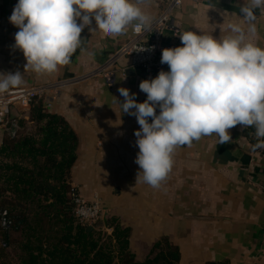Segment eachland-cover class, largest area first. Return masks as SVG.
Masks as SVG:
<instances>
[{
  "label": "crops",
  "instance_id": "1",
  "mask_svg": "<svg viewBox=\"0 0 264 264\" xmlns=\"http://www.w3.org/2000/svg\"><path fill=\"white\" fill-rule=\"evenodd\" d=\"M182 1L173 16L176 34L168 36L171 48L182 46L178 34L183 31L219 38L229 34V23H244L238 15L245 0ZM17 3L0 0V73L19 71L22 86L74 79L44 98L47 109L63 116L78 136L71 183L86 199L99 197L107 215L130 227L129 246L136 258L144 259L152 244L168 237L180 248V264L222 260L264 264V149H254L250 127L229 129L230 143L219 144L213 135L178 147L173 167L159 188L137 182L139 148L134 133L140 126L134 116L122 114L113 96L123 102L118 89L125 87L136 94L137 102H143L141 70L123 58L111 79L94 75L130 37L132 26L114 36L84 28V51L78 49L70 64L55 73L37 74L25 69L23 53L13 47L19 29L9 17ZM165 5V0H147L141 7L153 22ZM255 14L253 40L264 48V10ZM90 27H96L94 20ZM163 70H169L167 64Z\"/></svg>",
  "mask_w": 264,
  "mask_h": 264
},
{
  "label": "clouds",
  "instance_id": "2",
  "mask_svg": "<svg viewBox=\"0 0 264 264\" xmlns=\"http://www.w3.org/2000/svg\"><path fill=\"white\" fill-rule=\"evenodd\" d=\"M146 2L18 0L9 17L19 29L13 47L23 53L25 69L55 73L70 64L78 49L84 51L81 33L86 27L112 36L124 34L130 25L138 33L150 29L152 18L141 7ZM258 9L264 10V0H245L238 15L244 23H229L224 37L179 33L182 46L162 50L160 63L169 70L140 82L139 89L147 95L144 102H137L136 94L125 87L118 89L123 102L113 96L122 114L134 116L140 126L134 133L137 182L159 188L178 147L213 135L219 144L230 143L228 130L237 125L254 128V149H264V48L253 40ZM93 20L95 28L90 27ZM23 83L19 71L0 73V94Z\"/></svg>",
  "mask_w": 264,
  "mask_h": 264
},
{
  "label": "trees",
  "instance_id": "3",
  "mask_svg": "<svg viewBox=\"0 0 264 264\" xmlns=\"http://www.w3.org/2000/svg\"><path fill=\"white\" fill-rule=\"evenodd\" d=\"M6 127L0 142V258L15 244L17 264H180V248L168 237L138 260L129 246L131 229L117 217L107 215L109 235L102 221L92 227L78 222L71 198L78 136L44 98L13 110Z\"/></svg>",
  "mask_w": 264,
  "mask_h": 264
},
{
  "label": "built area",
  "instance_id": "4",
  "mask_svg": "<svg viewBox=\"0 0 264 264\" xmlns=\"http://www.w3.org/2000/svg\"><path fill=\"white\" fill-rule=\"evenodd\" d=\"M181 2L183 1L165 0V9L152 22L150 29L142 30L138 33L132 27L130 37L109 55L106 62L96 69L94 75L101 74L109 80L112 77V70L116 63L123 58H128L131 67L141 70L144 80L155 78L159 71L165 67V64L160 63L162 50L172 47L171 44L166 43V40L168 36L176 34L177 29L173 16L178 7L181 6ZM73 80H58L49 85L34 84L20 86L0 94V142L2 132L7 128L10 113L13 110H26L35 99L45 98L46 94H51ZM144 94L143 102L147 98L146 93ZM156 111L159 114V108ZM71 198L74 204L75 215L80 224L92 227L97 222L102 221L103 230L107 231L108 234L112 232L109 223H104L107 218L105 215L107 214L104 203L99 197L95 196L93 200H88L77 186L73 187Z\"/></svg>",
  "mask_w": 264,
  "mask_h": 264
},
{
  "label": "rangeland",
  "instance_id": "5",
  "mask_svg": "<svg viewBox=\"0 0 264 264\" xmlns=\"http://www.w3.org/2000/svg\"><path fill=\"white\" fill-rule=\"evenodd\" d=\"M34 85V84H33ZM28 86V85H26ZM28 109V108H27ZM23 110V109H21ZM27 118V116H26ZM73 187H77L75 185H71ZM79 188V187H78ZM107 232V231H106ZM108 233V232H107ZM109 235V234H108ZM15 244H9L6 248L8 249V252L10 253V255H8L7 257L2 256L0 258L1 263L0 264H17V260H16V249L14 248Z\"/></svg>",
  "mask_w": 264,
  "mask_h": 264
},
{
  "label": "water",
  "instance_id": "6",
  "mask_svg": "<svg viewBox=\"0 0 264 264\" xmlns=\"http://www.w3.org/2000/svg\"><path fill=\"white\" fill-rule=\"evenodd\" d=\"M91 227V226H90Z\"/></svg>",
  "mask_w": 264,
  "mask_h": 264
}]
</instances>
